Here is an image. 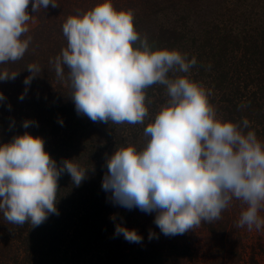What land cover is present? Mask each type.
Returning <instances> with one entry per match:
<instances>
[{
  "label": "clouds",
  "instance_id": "obj_1",
  "mask_svg": "<svg viewBox=\"0 0 264 264\" xmlns=\"http://www.w3.org/2000/svg\"><path fill=\"white\" fill-rule=\"evenodd\" d=\"M30 4L33 13L59 7L55 0H0V64L22 59L28 50L32 38L22 36L32 20ZM62 31L67 47L50 63L57 79L71 88L78 114L93 122L143 124L151 103L146 90L166 87L169 99L145 127L143 150L128 146L107 158L102 187L111 192L114 204L156 212L155 225L165 236H176L220 219L236 199L246 205L236 226L264 228V143L255 131H245L247 118L234 123L219 117L209 99L211 90L187 75H176L190 74L195 57L189 60L178 50L154 51L136 30L133 12L118 11L111 0L69 16ZM27 70L32 75L26 85L41 69L29 64ZM17 75L0 71V81ZM5 99L0 93V101ZM32 123L25 121L23 127ZM63 172L76 186L86 178V170L72 161L64 160L58 168L40 137L25 133L0 146V211L5 219L36 227L49 214H58L56 194ZM116 234L131 243L143 239L119 225ZM154 236L150 233L149 239Z\"/></svg>",
  "mask_w": 264,
  "mask_h": 264
},
{
  "label": "trees",
  "instance_id": "obj_2",
  "mask_svg": "<svg viewBox=\"0 0 264 264\" xmlns=\"http://www.w3.org/2000/svg\"><path fill=\"white\" fill-rule=\"evenodd\" d=\"M55 2L59 7H41L36 13L29 5L32 19L39 22L36 28L22 36V39L32 38L29 48L22 59L0 64V71L18 74L14 80L0 81V93L6 98L0 101V146L11 143L14 137L25 133L40 137L44 141L45 151L56 161L58 168L64 160L72 161L86 170V178L76 186L67 172L61 174L56 194L58 214H49L39 226L32 227L29 222L23 226L9 223L0 211V264L7 263L8 257L4 255L7 251L14 253L12 257L16 264L20 253L26 255L24 259L30 264H198L197 249L191 239L183 234L171 237V243L165 246L154 240L133 244L126 241L123 235L116 234L118 225L130 230V224L140 209L129 210L114 204L111 192L105 191L102 185L108 172L107 158L117 149L128 147L132 139L116 133L114 128L117 124L111 122L107 125L113 135L97 138L96 131L102 122H93L77 113L70 97L71 88L57 79L54 66L50 63L67 47V39L62 31L66 19L78 12L85 13L104 0ZM111 2L118 11L133 12L136 30L141 38L147 37L154 51L178 50L187 54L189 60L195 57L197 64L190 74L176 75H187L211 90L209 99L218 115L234 123L247 118L250 126L245 131H255L257 138L264 143V21L257 19L264 2ZM29 64H37L41 71L26 85L25 79L32 75L27 70ZM67 73L65 68V77ZM156 89L161 92L165 86L153 85L146 90L147 95ZM22 94L24 99H20ZM168 99V96L160 101L157 99L153 102V108L147 104L149 114L144 123L129 124V135L144 132ZM25 121L34 123L24 128ZM90 131H95L96 136L89 137L80 145V138L86 133L90 134ZM143 139L144 143L138 151L146 146L147 138L143 136ZM76 152L79 153L78 157H75ZM237 201L236 214L240 216V210L246 205ZM230 222L227 218L202 224L207 228L204 239L206 249L211 247L209 255H204L209 258V264H225L227 261L226 239H215L214 234L225 236L230 224V227L237 225V221ZM17 241L20 244L15 246ZM12 243L15 248H11ZM202 244L200 248L197 247L199 251L206 250ZM246 249L247 246L240 244L231 252L243 258ZM258 255H264V237H260L258 248L257 244L251 248L247 264H261Z\"/></svg>",
  "mask_w": 264,
  "mask_h": 264
},
{
  "label": "rangeland",
  "instance_id": "obj_3",
  "mask_svg": "<svg viewBox=\"0 0 264 264\" xmlns=\"http://www.w3.org/2000/svg\"><path fill=\"white\" fill-rule=\"evenodd\" d=\"M257 1H259L260 4L264 2V0H256V2ZM257 19L264 21V8L260 11L259 15L257 16ZM38 23L39 22L37 19L30 20L28 22L29 31L36 28ZM159 89H160V87H159ZM164 97L165 98L167 97L166 87L161 92L157 91V89H156L152 92V94L147 95L148 100L151 101V103H152V104L151 103H147V104L151 105L150 108H153V102L156 101L157 99L160 101L161 99H164ZM129 129H131V126H129L128 123L116 125L114 128L116 133L123 134L124 136H126V139H127V136H128V138H130L129 140L132 139L131 144H129L128 146H130V145L135 146L138 150L140 145H143V143H144V139H143V136H144L143 133L144 132H141L138 134H136V133L132 134L131 133V135H129V132H128ZM97 131H96V133H98L97 138H102L105 135H108V137L109 136L111 137L113 135L112 132L109 131L107 123H104V122H102L100 124V127ZM93 136H96L95 131H90V134L89 133L84 134V136L80 138V140H81L80 145L84 144L89 137L94 138ZM135 136H137V138H135ZM78 154L79 153L76 152L75 157H78ZM238 205H239L238 201L236 199H233L230 206L221 213L223 218H220V219L227 220V218H229V223H231L230 221H238V219L240 217L238 215V213L236 214V209L238 208ZM245 209H246V207L242 208L240 210V212H242ZM156 215H157L156 212H152L149 214L146 212H142L141 210L137 211L129 228H130V230L136 229L137 233L143 238L142 239L143 241L154 240L156 242H159L158 243L159 245L165 246V245L171 243V237H173V236H165L161 232V230L155 225L154 220H155ZM234 215H236V216H234ZM260 215L262 218H264V212L263 213L260 212ZM226 216H228V217H226ZM203 223L204 222H202L200 224V226L196 227L194 230H190V231L186 232L185 234H183V236L191 239L193 246L196 247V249H197L196 251L198 252V256L196 257L197 263L198 264H209L208 263L209 258L205 257L204 255H207V256L209 255L208 251L211 247L206 249L204 239H206V237H207V233H206L207 228L204 225H202ZM230 226H231V224H230ZM230 226L226 228L225 236H223L220 233L214 234V236L217 237L215 239H220V238H224V237L226 239V245L228 247V250L226 252L227 254H225V255H227V257H225L227 259L225 264H245L244 262H246V264H247V261H248L249 256H250L251 248L254 247L256 244H257V248H258V244L260 242V237H264V228H262L260 231L255 230V228L252 231H248L247 226H245L243 228V230H240V228H238L237 226H234V225H233L234 227L233 226L230 227ZM150 233L155 234V236L152 239H149ZM176 236L180 237L182 235H176ZM212 239H213V236H212ZM201 242L203 243L202 247L205 248L206 250L199 251V249L197 248V247H199V248L201 247L200 246ZM6 244H5V246H6ZM19 244L20 243L17 241L15 246H18ZM240 244H241V246L242 245H244L245 247L247 246L246 251H244L243 252L244 254H242V255H245V256H243V258H241L239 255L235 256L231 252V250L233 248L235 249ZM15 246H14V243H12L11 248H15ZM231 247H233V248H231ZM246 252H249V254H246ZM4 253H6V251ZM4 255L8 257L6 264H16V263H14V261H13L14 258L12 257L14 255V253H10L7 251V254H4ZM24 256H26V255L20 253L19 261L17 264H30V263H28L27 260L24 259ZM257 259L260 260L261 264H264V255L263 256L258 255Z\"/></svg>",
  "mask_w": 264,
  "mask_h": 264
}]
</instances>
